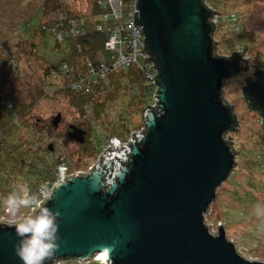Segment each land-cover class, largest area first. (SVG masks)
I'll return each mask as SVG.
<instances>
[{
	"label": "water",
	"instance_id": "obj_1",
	"mask_svg": "<svg viewBox=\"0 0 264 264\" xmlns=\"http://www.w3.org/2000/svg\"><path fill=\"white\" fill-rule=\"evenodd\" d=\"M135 8L146 59L159 72L156 107L143 109L145 131L128 145L117 148L111 137L115 149L88 173L60 174L43 201L59 213L60 237L45 264L101 253L107 264H264L244 258L224 222L213 232L205 218L235 164L236 136H225L238 127L237 113L224 102L223 84L239 71L238 58L214 54L205 0H136ZM253 77L243 94L264 122V70ZM82 134L68 135L81 141ZM11 224L0 221V264H22Z\"/></svg>",
	"mask_w": 264,
	"mask_h": 264
},
{
	"label": "rangeland",
	"instance_id": "obj_2",
	"mask_svg": "<svg viewBox=\"0 0 264 264\" xmlns=\"http://www.w3.org/2000/svg\"><path fill=\"white\" fill-rule=\"evenodd\" d=\"M205 1L222 15L235 13L241 27L235 31L232 23L219 21L214 29V54L227 56L235 46L248 51L240 71L224 80V102L230 103L237 113L238 127L225 136H236L230 138L235 164L230 178L217 187L205 218L213 232L225 223L226 237L236 239L244 258L264 260V122L243 94L247 82L254 80L253 73L258 71L255 68L264 70V0ZM98 11L95 0H0V86L6 78L11 98L28 109L18 117L16 126L5 120L0 125V139L5 142L0 146V176L6 174L10 178L6 185L11 183L12 188L4 191L19 195L27 185L30 193L35 192L38 186L55 178L59 156L67 159L72 173L86 174L87 167L93 169L106 151H101V147L115 149L111 137L130 142L135 134L145 131V103L155 107L148 96L143 104L135 103L143 86L151 85L146 78L137 80L135 65L128 66V74L118 70L109 75L85 96L70 90V78L66 80L60 73L47 74L62 62L71 65L73 50L65 42L59 44L42 26L51 25L60 13L93 26ZM28 21L30 26L26 25ZM234 53L239 55L238 51ZM79 55L81 59L75 57V61L81 68ZM10 60L15 66L8 72L5 62ZM52 65L57 66L47 70ZM153 75L149 74V78ZM11 102H6L8 109L12 108ZM4 112L2 109L0 113L3 117ZM73 131L83 133L81 141L69 138ZM4 205L0 203V209ZM97 256L89 260L90 264H107ZM75 262L62 259L55 264Z\"/></svg>",
	"mask_w": 264,
	"mask_h": 264
},
{
	"label": "built area",
	"instance_id": "obj_3",
	"mask_svg": "<svg viewBox=\"0 0 264 264\" xmlns=\"http://www.w3.org/2000/svg\"><path fill=\"white\" fill-rule=\"evenodd\" d=\"M135 1L136 0H95V4L100 11H98V22L94 25V30L106 34L104 48L108 51L109 58L107 55L105 61L101 62H93L90 58H84L83 63L86 65V72H78L73 78L69 79V88L71 91L85 96L101 78L109 73H114L118 70L126 69L128 66L135 65L142 73L143 77L149 81L151 84L150 87L154 89L155 92L157 85L154 76L158 74V70L154 67L150 69V66H153L154 63L146 59V57H150V55L143 47L144 40L142 38H144V34L142 27L137 24L134 26L133 24V12L137 11V17L139 13V10L135 8ZM207 6L211 10V22L214 24V29L217 27L216 24L219 21H228L233 24L235 31L241 30L240 25L237 24L235 13L222 15L212 6L208 4ZM42 29L51 33L58 41L66 38L83 36L87 33V28L82 22H79L74 16L65 13H60L51 25H43ZM235 51H238L239 55L243 54V49L241 50L239 46H235L229 55H232ZM58 73L62 74L63 78L68 80L69 64L67 62H62L58 66V69H50L49 71L50 75H56ZM152 73H154V75L150 79L149 74ZM153 104L152 107H155V102ZM4 105L9 106L6 102H4ZM6 108L8 109V107ZM118 142L117 148L121 147L120 143L128 145L129 140ZM101 148V151L108 150V147L105 146ZM109 150L114 149L112 148ZM55 168V178L53 180L46 181L44 184L38 186L33 193L29 192L26 185L25 189L23 188L20 190L18 196L24 195L26 190L27 195L45 201V199L51 195L53 187L58 182L61 173H63L65 177L76 174V170H74L75 173L71 172L67 159H65L64 156H59L57 158ZM87 169L90 171L92 167H87ZM9 195H13V193L6 192L0 187V203H5L0 209V221L14 223L20 216L29 214L31 209L20 208L21 211L19 210L17 216L14 218L6 210V199Z\"/></svg>",
	"mask_w": 264,
	"mask_h": 264
},
{
	"label": "trees",
	"instance_id": "obj_4",
	"mask_svg": "<svg viewBox=\"0 0 264 264\" xmlns=\"http://www.w3.org/2000/svg\"><path fill=\"white\" fill-rule=\"evenodd\" d=\"M97 22H98V19L93 23V26L92 25L91 26H87L86 24H84L86 26V28H87V33L85 35H83V36H79V37H75V38H66V39L61 40V41L56 40V41L59 42V44L61 42H63V43L65 42L66 46H68V44H69V46L72 47L73 51L71 53V58H70L71 65H69V73H68L69 74V78H73V76L76 73H78V72H81V73H85L86 72L87 68H86V65L83 63V59L85 57H89L93 62L105 61V59L107 58V55H108L107 52L108 51L105 48H103L104 41H105V38H106V34H103L102 32L94 30V24H96ZM26 25L30 26L31 22L28 21L26 23ZM41 25L42 24H40L39 27ZM212 35H214V30H213ZM232 51H233V48H232ZM243 52L245 53V55L248 56V51H247L246 48H243ZM79 54L82 55V63L83 64H82L81 68H80V66L77 67V63L75 61L76 60L75 57L80 58ZM72 55H74V56H72ZM227 57L230 58V59L238 58V61H239V64H240V66H239V71H240L241 63L243 61V59H241V55H239V57H238L235 53H233L232 55H229ZM9 58H11V55H10ZM150 61H152V60L150 59ZM152 62L156 66V63L154 61H152ZM14 63H15L14 60H12V61L10 60L9 62H5V64H6V65L4 64L5 65V69L8 72H11V68L13 66H15ZM236 63L238 64V62H236ZM56 66H53V65L49 66L47 68V70L49 68H51V67H56ZM255 70H259V68H255ZM116 72H118V71H116ZM119 72H121L123 74H126V73L128 74V72H131V70L126 68V69L120 70ZM134 72L136 74L137 80H140V82H141V80L144 78L142 73L139 70H137L136 68H135ZM114 73L113 72L109 73L105 77L101 78V80H99V82H97L93 86V88L98 86V85H100L109 75L114 74ZM6 74L9 75V73H6ZM47 74H49L48 71H47ZM143 89H144V91L142 92L141 96L136 95L137 100H135V103L136 104H143L145 102L146 96H148L149 99H151V103L153 104V101H154L153 97H154L156 91L153 94L154 89H152L150 86L149 87H144L143 86ZM11 96H12V93L10 91V84H8V82H6V78H5V80L3 81V84L0 86V113H2V109H5V112H4L5 117H3V115L0 114V125L2 124V121L5 120V122H7V124H11L13 126H16L17 123H18V117L21 116V115H24V114H26L28 112V109H26L23 104L19 105L17 102H15L11 98ZM11 101L13 102L12 108H14V109H12V108L11 109H6V107L4 105V102L10 103ZM145 105L149 106V104H147V103H145ZM23 107H24V113L22 111ZM155 107H156V105H155ZM260 114H261V112H260ZM4 143L5 142L3 141V139H0V146H1V144L4 145ZM0 156H1V147H0ZM2 159L3 158L1 157V160ZM3 161L4 160H2V162ZM31 169H33V168L31 167ZM9 179H10L9 177H6V174L2 173V175L0 176V187L2 188V190L10 191L12 189L10 187L11 183L9 185H6V183H8V181H9ZM232 183L234 184L235 182L232 181ZM11 186L13 187L14 185H11ZM74 264H90V262L87 261V263H82V262H78L77 261Z\"/></svg>",
	"mask_w": 264,
	"mask_h": 264
},
{
	"label": "clouds",
	"instance_id": "obj_5",
	"mask_svg": "<svg viewBox=\"0 0 264 264\" xmlns=\"http://www.w3.org/2000/svg\"><path fill=\"white\" fill-rule=\"evenodd\" d=\"M31 209L11 224L19 237L13 250L22 264H45V260L58 248V212L34 196L9 195L6 199L7 212L16 217L20 208Z\"/></svg>",
	"mask_w": 264,
	"mask_h": 264
},
{
	"label": "bare ground",
	"instance_id": "obj_6",
	"mask_svg": "<svg viewBox=\"0 0 264 264\" xmlns=\"http://www.w3.org/2000/svg\"><path fill=\"white\" fill-rule=\"evenodd\" d=\"M243 53H244V52H243ZM246 57H247V55H245V53H244V54H241V59H246ZM104 257H105V256H104L103 253H101V254H99V255L97 256L98 259H99V258H102V259L105 260Z\"/></svg>",
	"mask_w": 264,
	"mask_h": 264
}]
</instances>
